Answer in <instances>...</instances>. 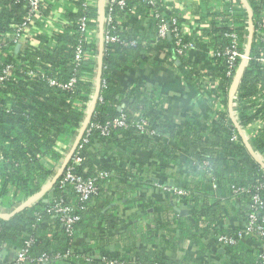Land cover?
<instances>
[{
	"label": "trees",
	"instance_id": "1",
	"mask_svg": "<svg viewBox=\"0 0 264 264\" xmlns=\"http://www.w3.org/2000/svg\"><path fill=\"white\" fill-rule=\"evenodd\" d=\"M247 2L253 17L263 13L264 0H247ZM127 3L128 7L125 10L116 11L115 19L122 26L119 30L120 35L127 39H135L137 45L135 47H125L117 43L105 45L100 71V78L104 80L105 86L100 89L102 100L94 104L91 119L104 122L123 114L130 123L136 120L134 114L137 113L140 118L148 121V127L155 130L157 135L149 137L133 126L127 129H113L108 136H100L98 132H93L88 142L80 149L81 161L74 166V170L83 177L94 175L97 169L113 171V175L109 178L97 180L99 185L97 196H99L103 192L101 187L105 182L118 184L117 181L123 179L130 182L132 180L134 183L139 182V178L135 179L131 173L130 165L127 167L124 163V160L129 161V157L123 154L126 150L148 149L147 158L159 157L160 165L165 167L174 157L164 144L166 138H170L176 146L183 147L189 157L190 174H194L192 180H180L177 184L178 188L189 191V196H177L188 207L187 213L180 215L167 204L169 210L165 209V212L168 215L162 220L156 218L154 222L166 231V236L162 239L164 249L150 251L136 249L132 255H124L118 251L106 250L104 247L108 240L107 231L120 223L116 213L110 214L108 211H103L101 206L94 204L90 206L88 203L79 204L68 185L64 188L59 187L60 172L58 173L55 169V164L64 157L65 154L63 155L62 152H65L67 148L59 151L56 146L65 136L72 134L74 128H79L85 119V111L82 107L83 101L89 100L92 91L90 77L93 74L94 61L89 57L81 62L77 73L78 79L72 90L49 86L45 80L26 76L25 71L28 68L43 69L49 72L48 74L51 72L50 75H55L59 81H65L71 75L73 67L71 60L76 37L74 22L76 14L69 11L67 16L71 24L63 26L62 32L54 35L52 40L47 36H38L39 48H27L23 55H19L20 52L16 54L13 52L2 56L1 53L8 50L11 43H3L0 38V69L6 61L16 63L20 60L26 63L25 66L16 63L14 77L5 81L0 87V195L7 194L10 187L15 194L18 192L25 195L35 194L42 189L52 175L57 174L49 191L44 192L43 197L37 199L34 205L20 207L8 218L0 217V251L10 250L12 246L21 247L29 238L32 239L28 248V257L31 259H35L44 252L52 254L70 246V237L64 231L58 217L46 211L50 202L45 197L50 193L53 198L61 197L66 203L72 204L75 212L79 214V220L74 223L73 229L77 237L79 233L87 236L80 243L83 255L92 249L89 241L91 238L97 242L102 241L103 249L98 247L101 252L109 257L118 258L123 261L122 264H132L133 261L139 264L152 261H158L160 264H264V259L257 257L259 251L264 254V248L259 246V239L254 236L248 241H238L223 251L217 249L214 261L204 259L208 252L205 238L210 229L235 235L239 223L247 220L250 210L247 195L262 178L261 167L252 156L251 148L260 153L264 161V124L256 136L250 140L249 145H246L240 139L238 142L231 140L234 126L232 119L226 113L210 119L206 129L203 124L199 126V121L195 123L192 118L180 128L162 119L161 98L156 94L124 91L115 76L125 67L136 66L139 69L144 67L142 66L143 57L138 55V52L142 49L144 38H149L145 35L147 28H143L144 31H142L128 27L127 24L131 20L130 9H135L140 14H147L146 4L142 0H129ZM24 13L22 2L0 0V33L8 31L11 22H20ZM213 15L216 16V14ZM205 17V15L202 16V18ZM244 18L242 12L233 17L232 29L239 34L241 42L245 40L247 32ZM137 23L139 24L140 21ZM148 23L150 31H155V20L151 19ZM210 25V28L204 32L209 43L214 46L226 45L227 40L222 37V32L229 28L226 22L222 20L220 23L216 18H212ZM185 40H189L187 36ZM262 46L261 44L256 47V44H253L250 49L251 58L237 92L239 98L255 94L258 84L261 85L264 80V65L256 60ZM85 47L92 54L97 53V44L94 40L86 43ZM214 64L221 79L217 96L223 97L222 102L225 103L231 77L224 74L221 59L216 60ZM129 73L135 75L131 71ZM80 75H85L86 78L80 80ZM144 75H147L144 70L143 73L138 71L132 80H140ZM253 105L249 99H246L238 107V118L241 124H248L258 117L264 122V104L259 108ZM101 146L103 148L99 150ZM110 153L116 155L111 160L107 157ZM202 161H207L211 175L218 184L216 194L228 198L232 195V189L238 187L250 192L243 193L241 198H236L224 206H221L218 200L211 201L210 197L214 191L210 186V178H206L204 170L197 166ZM69 163L68 161L67 164ZM259 193L264 196V191ZM227 215L234 216L236 225L231 228H218L217 225L221 224ZM262 226L264 228V222ZM175 230L180 233L178 235L196 242L197 256L185 254L176 259L165 250L173 244ZM213 241L212 238L209 243ZM8 254L4 260L10 262L13 258L11 254ZM25 264L37 263L29 260ZM46 264L102 263L97 260L86 261L84 258H79L72 261L49 259Z\"/></svg>",
	"mask_w": 264,
	"mask_h": 264
},
{
	"label": "built area",
	"instance_id": "2",
	"mask_svg": "<svg viewBox=\"0 0 264 264\" xmlns=\"http://www.w3.org/2000/svg\"><path fill=\"white\" fill-rule=\"evenodd\" d=\"M13 3H21L25 10V13L20 22H11L9 24V30L0 33V36H7V40H2L3 43L10 42L8 50L1 53L2 56H7L8 53L13 52L19 55H23L27 48H36L40 46V40L37 39L35 42L31 41L33 37L37 34L43 33L48 39H53L54 35L62 32L63 26L71 24L67 13L69 11L76 14L75 19V44L73 47V57L72 63V73L65 81H59L55 75L48 74L49 72L43 69H33L28 68L25 71V75L31 78H40L45 80L49 86L58 87L62 90H72L75 83L77 82L78 69L81 66V62L86 58L91 57L94 61L93 74L90 77L92 83V91L89 95V100L83 101L82 110L85 111V119L81 123L79 128H74L72 134L64 137V140H68L69 150L65 153L64 157L55 164V169L59 173L58 185L60 188L69 186L71 188V193L74 198L79 202V204L88 203L90 206L97 196L99 191V185L97 180H105L113 175V171L97 169L94 175L89 177H83L82 175L75 172V167L81 161L79 156V151L84 144L88 142L89 137L93 132H98L100 136H108L113 129H127L133 126L140 133H145L149 137L156 136L155 130L148 127V121L145 118H140L137 113L136 120L133 122H128L123 114L116 118L106 120L104 122H99L92 120L94 104L97 101H101L102 97L100 95V89L105 86L104 80H101L99 75V81L97 83V76L99 68L101 71L102 67V54L105 50V45L110 43L121 44L125 47H135L137 41L135 39H127L120 35L119 30L122 28L119 22H117L116 11L125 10L128 7L129 0H11ZM204 0H199L203 3ZM207 5L205 6L200 15H205V19H209L204 25H200L198 32L199 37L195 40H185V32L183 31L186 26L184 24L187 17L192 15L191 5L188 0H142L146 4L147 14H140L135 9H130L131 19L135 22L140 21L144 23L147 27L149 26V20H155V41L156 43L160 41L167 40L170 44L173 52L180 58L181 61H187L189 52L193 49H198V44H203L205 48L206 57L209 62L214 66V62L218 59L222 60V65L224 68V74L227 77H231V82L228 87L229 95V110L232 113L231 119L233 121V132L231 135V140L234 142L240 141L249 145L250 140H252L259 130L263 127V120L258 117L248 124H241L238 118V107L249 99L250 103H253L254 107L259 108L264 104V80L262 84H258L257 91L255 94L248 96L246 98H239L237 92L241 85V80L245 69L248 66L250 56V49L252 45L256 44V47L263 45L259 50L256 60L264 65V13L258 17H253L250 6L247 2L248 8L245 7L243 0H206ZM200 6V5H199ZM202 8V7H201ZM242 12L246 22V35L245 40L241 42L239 34L233 30V24H227L228 29L222 32V37L227 40V44L224 46H214L203 41L202 30L210 28V21L212 18H216L218 22L221 23L222 16H229L230 19L235 17ZM92 14V15H91ZM213 14H216L214 16ZM213 15V16H212ZM91 23L93 26L91 27ZM44 28V31H37L35 28L38 26ZM43 25V26H42ZM149 28V27H148ZM250 36L249 48L248 39ZM99 38L102 41L101 48V65L99 64ZM94 40L97 44V53L92 54L91 51L85 47L86 43ZM19 45L18 49L15 51L16 46ZM14 48V51H12ZM16 63H20L25 66L26 63L17 60ZM15 62L6 61L2 64L0 69V87L5 81L14 77L15 72ZM17 65V64H16ZM221 65V66H222ZM192 72L195 74H201V70L198 65H192ZM207 74V73H206ZM264 77V76H263ZM86 78L85 75H80V80ZM220 76L212 77V87L218 88L220 83ZM204 88L206 85L203 86ZM91 110V111H90ZM90 111V113H89ZM252 156L259 163L262 173L261 179L256 183L254 189L250 194L247 195L248 212L247 220L239 223L236 229V234L231 235L229 233H219L215 232V229H210L207 235V251L208 256L215 258V250H224L226 247L235 244L238 241H248L251 237H256L259 239V246L264 248V228L262 223L264 222V196L260 194V191H264V161L262 156L257 151L253 150ZM1 159V156H0ZM70 162L67 164V162ZM198 167L202 168L204 171V176L210 178L211 189L214 191L210 197V200H218L221 206H224L226 202H231L236 198H241L245 192H250L245 188H233L232 195L228 198L217 193L218 184L211 175L210 169L208 167L207 161H202L197 164ZM56 175V173H55ZM52 175L50 180L42 186V189L49 184L54 178ZM107 183V182H106ZM50 187L46 190L49 191ZM41 189V190H42ZM173 194L176 196H189V191L174 187L171 188ZM41 191L35 193L32 200L26 201L23 206H32L35 204L37 199H40ZM49 200L50 205L46 208V211L61 222L62 227L66 234L70 237V246L65 248L63 251L49 253H42L35 259L28 257V248L31 245L32 239H26L23 245L18 248L13 249V259L8 262L2 257V249L0 251V264H25L26 262L34 261L37 264H46L49 259L54 261H72L79 258H84L86 261L97 260L102 264H122L123 261L118 258L109 257L106 254L99 252L97 249L92 248L87 254L83 255L81 253V240L77 235H74V223L79 220V214L74 210V206L70 203H66L63 198L53 196L48 193L45 197ZM44 199V200H46ZM21 205V206H22ZM187 207V206H186ZM19 207L12 209L10 212L17 210ZM9 208L5 212H0V214L10 213ZM188 210V207H187ZM258 219L260 221L258 222ZM228 215L223 218L221 224H218L219 228H231L234 225L228 221ZM214 228V227H213ZM213 238V242L209 243V240ZM257 257L264 259V254L262 252H257ZM211 258L208 261L213 260ZM132 264H139L137 261H133ZM147 264H160L158 261H152Z\"/></svg>",
	"mask_w": 264,
	"mask_h": 264
},
{
	"label": "crops",
	"instance_id": "3",
	"mask_svg": "<svg viewBox=\"0 0 264 264\" xmlns=\"http://www.w3.org/2000/svg\"><path fill=\"white\" fill-rule=\"evenodd\" d=\"M188 1L193 13L186 18L184 22L186 26L183 31L187 34L189 40H195L199 37V34H196L198 29L200 30L199 26L209 21V19L202 18L203 15L199 16L202 9L209 4L207 5L208 1L206 0L203 3L199 0ZM221 19L230 25L234 21L229 16H222ZM137 22L132 19L129 20L128 27L141 29L142 31H144L143 28H147L149 32L146 31L145 35L149 38H144L142 49L138 52V55L140 54L143 57L142 66L144 67L142 69L136 66L125 67L121 73L115 76L123 90L159 96L161 98L160 107L163 110L162 119L172 126L182 128L188 119L192 118L195 123L199 121V126L203 124L206 129L209 120L221 113H226L228 117L232 118V113L228 109L230 102L228 91L226 102L223 103V97L217 96L220 90L212 87V77L218 76V71L206 57L204 45L198 44V49L189 52L185 63L173 52L167 40L156 43L154 31H150V28L144 23L140 22L138 24ZM38 27L35 30L44 31V26L39 25ZM205 30L207 29L202 30L200 36H202L201 38L205 43L207 41L210 44L209 39L204 36ZM41 35L45 36L43 33L37 34L31 41L35 42L38 36ZM0 38L2 40L8 39L7 36H0ZM193 64L198 65L201 74H195L190 70L191 68H187L192 67ZM209 69L212 75L208 72ZM143 70L147 75H144L140 80H132L138 71L143 73ZM129 71L135 73V75L133 76ZM204 85H206L205 88ZM68 142L70 141H60L59 145L56 146L59 151L67 148L65 152H62L63 155L69 150ZM164 144L174 156L165 167L160 165L159 157L149 156L147 158L148 149L132 148L126 150L123 154L129 157V161L124 160V163L127 167L130 165L131 173L135 176V179L139 178V182L134 183L132 180L130 182L125 179H118V184L105 182L101 187L103 192L93 200L92 204L101 206L103 211H108L110 214L116 213V217L120 221L117 227L110 228L107 231L108 240L104 246L106 250L132 255L136 252V249L137 251L164 249L165 245L162 239L165 238L166 231L163 227H159L154 223L155 219L162 220L168 215L165 212L167 204L180 215L186 214L181 213V210L188 211L183 200L173 194L171 188L177 187L180 180L193 179L194 174H190L191 170L188 164L189 157L184 152L183 147L176 146L172 139L166 138ZM102 148L101 146L99 150H102ZM113 156H116L115 153L107 155L109 160L114 158ZM40 191L43 197L46 191ZM34 196L35 194L25 195L19 192L15 194L13 188L10 187L7 194L0 195V212H5L7 208L10 212L19 206L23 207L22 204L29 199L32 200ZM233 217V215H229V221H226L235 226L237 222ZM153 232H155L154 235ZM174 234L173 244L165 249L172 257L177 259L185 254H191L193 257L197 256L195 252L198 248L194 240L178 235L180 233L176 230ZM79 238L83 241L87 236L84 233H79ZM205 239H207V236ZM89 241L92 248L96 249L97 247V250L101 252L100 248L103 249L102 245H104L102 241L97 242L91 238ZM14 248L12 246L10 250H2V257L7 258L9 253L8 255L11 254L13 258ZM204 259L206 258L204 257ZM215 259L213 258L212 261ZM206 260L208 261V259Z\"/></svg>",
	"mask_w": 264,
	"mask_h": 264
},
{
	"label": "water",
	"instance_id": "4",
	"mask_svg": "<svg viewBox=\"0 0 264 264\" xmlns=\"http://www.w3.org/2000/svg\"><path fill=\"white\" fill-rule=\"evenodd\" d=\"M243 2L245 3V7L247 8V9H249L248 8V5H247V2L245 1V0H243ZM250 36H249V39H248V46H247V49L249 48V42H250ZM19 47V45H17L16 46V49ZM101 48H102V41H101V38H99V64L101 65ZM99 72H100V68H99ZM99 75H100V73H98V76H97V83H98V81H99ZM91 111V110H90ZM90 111H89V113H90ZM248 145V144H247ZM251 153H252V151H251ZM60 171H61V168H60ZM59 171V172H60ZM57 175V174H56ZM52 182H53V180L49 183V184H47L43 189H42V192L43 191H46L49 187H50V185L52 184ZM180 211V210H179ZM14 212H16V210H14V211H12V212H10V213H4V214H0V217H2V218H8V217H10ZM181 213H187V212H185V210H181ZM220 251H223V250H220Z\"/></svg>",
	"mask_w": 264,
	"mask_h": 264
},
{
	"label": "rangeland",
	"instance_id": "5",
	"mask_svg": "<svg viewBox=\"0 0 264 264\" xmlns=\"http://www.w3.org/2000/svg\"><path fill=\"white\" fill-rule=\"evenodd\" d=\"M208 72L212 75V72H211V70L209 69L208 70ZM216 251V250H215ZM211 258H213V257H211V256H208V260H210Z\"/></svg>",
	"mask_w": 264,
	"mask_h": 264
}]
</instances>
